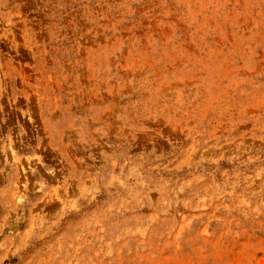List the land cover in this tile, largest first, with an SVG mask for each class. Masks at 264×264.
I'll return each instance as SVG.
<instances>
[{"label": "rangeland", "instance_id": "1", "mask_svg": "<svg viewBox=\"0 0 264 264\" xmlns=\"http://www.w3.org/2000/svg\"><path fill=\"white\" fill-rule=\"evenodd\" d=\"M0 264H264V0H0Z\"/></svg>", "mask_w": 264, "mask_h": 264}]
</instances>
